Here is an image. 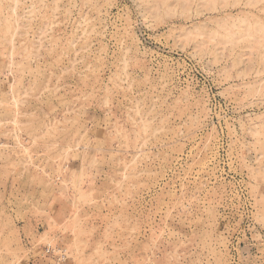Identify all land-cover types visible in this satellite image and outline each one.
Returning <instances> with one entry per match:
<instances>
[{
	"label": "rangeland",
	"instance_id": "rangeland-1",
	"mask_svg": "<svg viewBox=\"0 0 264 264\" xmlns=\"http://www.w3.org/2000/svg\"><path fill=\"white\" fill-rule=\"evenodd\" d=\"M0 264H264V0H0Z\"/></svg>",
	"mask_w": 264,
	"mask_h": 264
}]
</instances>
